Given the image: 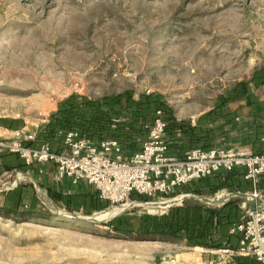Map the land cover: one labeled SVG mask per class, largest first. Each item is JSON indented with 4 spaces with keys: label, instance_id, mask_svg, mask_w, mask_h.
<instances>
[{
    "label": "rangeland",
    "instance_id": "1",
    "mask_svg": "<svg viewBox=\"0 0 264 264\" xmlns=\"http://www.w3.org/2000/svg\"><path fill=\"white\" fill-rule=\"evenodd\" d=\"M261 66L264 0H0V119L31 129L70 94L125 91L161 97L177 121L192 125ZM223 141L217 144L239 145ZM25 175L41 182L31 172L0 176V204L14 182L31 183ZM36 194L31 213L0 209V264H231L226 254L181 241L115 235L107 220L85 221L104 211L69 213L44 189Z\"/></svg>",
    "mask_w": 264,
    "mask_h": 264
},
{
    "label": "trees",
    "instance_id": "2",
    "mask_svg": "<svg viewBox=\"0 0 264 264\" xmlns=\"http://www.w3.org/2000/svg\"><path fill=\"white\" fill-rule=\"evenodd\" d=\"M235 107H231L235 104ZM239 105H238V104ZM157 111L166 123L165 140L170 154L181 157L191 149L236 147L249 149L253 154H264V66L256 68L247 81L235 84L219 95L212 108L191 125L177 121L173 111L159 96L132 91L112 94L97 99L70 94L58 101L55 111L28 146L37 148L47 145L52 151L62 148L65 135L76 133L93 143L112 140L120 145L125 157L138 152L147 136V129ZM24 125L20 119H0V126L14 130ZM234 135V137H229ZM223 137L239 143L238 146L217 144ZM36 167H24L23 172ZM38 186L47 198L69 213L89 216L109 208V203L99 198L89 186L80 184L66 192L60 182ZM88 187L89 190H85ZM264 196V174L253 184L244 179L243 169L219 172L203 180L192 182L177 189L175 196L190 194L211 197L219 192L246 194L252 191ZM1 210L11 213H31L38 204L32 183L18 184L1 193ZM131 201L151 202V198L133 194ZM239 197L229 198L221 206H207L197 200H185L158 214L133 211L124 212L110 220L106 226L115 235L147 241H181L188 248L208 251L239 248L241 233H231L242 215ZM231 264H259L253 257L232 255Z\"/></svg>",
    "mask_w": 264,
    "mask_h": 264
},
{
    "label": "built area",
    "instance_id": "3",
    "mask_svg": "<svg viewBox=\"0 0 264 264\" xmlns=\"http://www.w3.org/2000/svg\"><path fill=\"white\" fill-rule=\"evenodd\" d=\"M165 129L166 123L157 111L140 150L129 157L124 156L115 141L93 143L73 132L65 135L58 151H52L47 145L32 148L28 143L34 141L35 135L22 129L10 132L9 137H0V152L16 155L26 167H39V174L43 167L50 165L54 180L68 181L72 187L85 184L114 209L142 206L130 200L133 194L156 200L155 205L174 203L189 195L175 196L177 189L219 172L243 169L244 179L253 184L264 174V154H253L249 149L196 148L176 157L169 152ZM16 186L14 182L5 190ZM228 195L225 192L214 195V200L220 201L216 206L225 203ZM239 195L244 196L240 204L242 215L231 230L242 235L239 248L235 252H215L228 257H253L264 264V196L254 190Z\"/></svg>",
    "mask_w": 264,
    "mask_h": 264
},
{
    "label": "crops",
    "instance_id": "4",
    "mask_svg": "<svg viewBox=\"0 0 264 264\" xmlns=\"http://www.w3.org/2000/svg\"><path fill=\"white\" fill-rule=\"evenodd\" d=\"M54 111H55V106L51 110L50 115ZM48 118L46 117L43 121H41L40 125L34 126L33 129L29 128L26 125L25 122H23L24 125L21 128H17V129H14V130H9V129H6V128L0 126V137H9L10 136V132L15 131V130H21V129L22 130H25L27 132L33 133L36 136V134L38 133V131L42 127L41 124H45ZM23 167H24L23 163L20 161V159L16 155L4 153V152H0V176L2 174L9 173V172H20V173L22 172L23 173V171H22V168ZM38 171H39V167H36V169H34L32 171L27 170L26 173L31 172L33 175L38 176L39 178H41L40 181H41V183L43 185L45 183H43V180L42 179H44V182H46L45 179H47V178H48V180H52L53 181L54 169H53L52 166L47 165V166L43 167V171H42L41 174H39ZM60 183L62 184V187H63V189L66 192L70 193L72 191L73 187L70 185V183L68 181H60ZM85 190H89V188L86 187ZM211 253L212 254H220V256L222 254V253L215 252V251H213Z\"/></svg>",
    "mask_w": 264,
    "mask_h": 264
},
{
    "label": "water",
    "instance_id": "5",
    "mask_svg": "<svg viewBox=\"0 0 264 264\" xmlns=\"http://www.w3.org/2000/svg\"><path fill=\"white\" fill-rule=\"evenodd\" d=\"M25 176L31 181V183L33 184L35 190H37V189L39 190L38 185L33 181V179H32L30 176H27V175H25ZM234 197H239V198H241V199L244 198V196L239 195L238 193L229 194L227 198L229 199V198H234ZM189 199H191V200H197V201H199V202H201L202 204L207 205V206H216V205L220 204V201H219V200H208V199H206V198H204V197H202V196L190 195V194H189V195L185 196L184 198H182V199H180V200H178V201H176V202H174V203H171V204L165 205L164 208H166V207H167V208H170V207H172L173 205H179V204H181L183 201H185V200H189ZM140 204H141V205H144V204H148V203H140ZM122 213H123V212H122ZM122 213H121V214H122ZM118 215H120V214H117L116 216L112 217V218L109 219L108 221L114 219V218L117 217Z\"/></svg>",
    "mask_w": 264,
    "mask_h": 264
},
{
    "label": "bare ground",
    "instance_id": "6",
    "mask_svg": "<svg viewBox=\"0 0 264 264\" xmlns=\"http://www.w3.org/2000/svg\"><path fill=\"white\" fill-rule=\"evenodd\" d=\"M168 204H169V202L168 203H164V204H159V205H155V204H144L142 206L148 207L149 209H154V208H162L163 209L165 207V205H168ZM119 212H120V209L115 208V209H113L111 211H104V212L99 213V214H97L95 216L93 215L94 218H92L90 220H87L86 219L85 221H92V222H99V223L102 222L103 223V221H106V220L108 221L112 217L116 216Z\"/></svg>",
    "mask_w": 264,
    "mask_h": 264
}]
</instances>
